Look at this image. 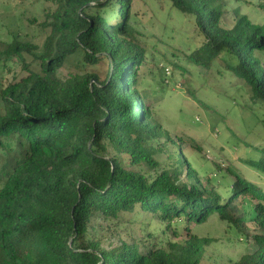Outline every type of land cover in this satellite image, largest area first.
<instances>
[{
  "label": "trees",
  "instance_id": "trees-1",
  "mask_svg": "<svg viewBox=\"0 0 264 264\" xmlns=\"http://www.w3.org/2000/svg\"><path fill=\"white\" fill-rule=\"evenodd\" d=\"M167 1L194 18L204 42L194 54L219 59L264 113V24L236 10L224 28V0ZM132 3L50 0L39 23L27 20L42 30L41 47L18 34L0 42V264H201L212 240L189 227L212 217L255 245L233 264H264L262 189L230 171L235 181L222 199L201 188L177 144L171 161L156 159L157 141L168 135L137 89L145 51L131 26ZM257 5L264 11V1ZM78 57L79 73L62 77ZM103 60L100 80L89 67ZM257 151L250 166L264 176V147ZM144 217L163 234L181 225L186 238L161 240ZM105 224L118 235L125 227L127 239L103 247L91 233ZM246 224L256 234H245Z\"/></svg>",
  "mask_w": 264,
  "mask_h": 264
},
{
  "label": "rangeland",
  "instance_id": "rangeland-1",
  "mask_svg": "<svg viewBox=\"0 0 264 264\" xmlns=\"http://www.w3.org/2000/svg\"><path fill=\"white\" fill-rule=\"evenodd\" d=\"M260 1L264 0H224L223 27L233 26L236 10L256 24H264V11L257 5ZM49 4L50 0H0V42H9L18 34L22 40L41 47L42 30L27 20L39 23ZM130 22L136 42L145 51V62L137 71V89L151 107L161 132L168 135L158 139L161 151L156 159L161 163L171 161L177 144L179 156L195 172L202 189L226 199L235 181L230 173L233 171L264 192L262 172L250 166L260 157L257 150L264 147L263 109L251 104L248 88L224 69L219 59L194 54L204 46L195 31L194 18L179 13L167 0H133ZM79 60L80 57L71 60L60 71L61 76L79 73L80 67L75 65ZM89 70L103 80L107 61ZM14 71H19L18 65L12 67ZM5 78L10 80L11 74H5ZM231 206L235 215H242L243 207L238 200ZM142 220L150 224V230L161 240L181 242L186 238L181 225L175 224L163 234L161 223L147 217ZM244 227L245 234H256L252 225ZM173 228L179 236L173 234ZM189 231L212 240L205 248L201 264H233L240 256L255 250L252 241L244 240L217 217L201 226L190 225ZM91 235L103 247L115 245L118 239L128 236L125 227H121L118 235L106 224Z\"/></svg>",
  "mask_w": 264,
  "mask_h": 264
}]
</instances>
